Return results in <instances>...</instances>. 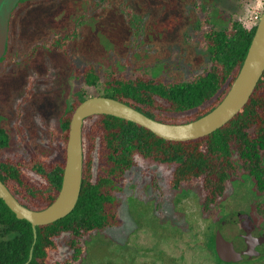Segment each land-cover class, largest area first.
<instances>
[{
  "label": "rangeland",
  "instance_id": "obj_1",
  "mask_svg": "<svg viewBox=\"0 0 264 264\" xmlns=\"http://www.w3.org/2000/svg\"><path fill=\"white\" fill-rule=\"evenodd\" d=\"M263 7L264 0H19L0 57L4 155L28 157L32 149L52 157L69 104L78 92L103 95L102 81L112 74L191 78L210 63L198 39L202 31L234 19L254 25ZM81 15L65 49L54 45L55 36L77 28ZM88 63L98 69L95 85L74 74ZM134 159L116 193L119 223L86 234L72 264H222L214 250L217 230L239 248L251 243L257 231L247 216L254 219L256 195L248 178L229 181L204 213L198 183L170 186L176 161ZM68 238L67 233L56 238L50 264L71 258ZM242 260L236 264H264V257Z\"/></svg>",
  "mask_w": 264,
  "mask_h": 264
},
{
  "label": "trees",
  "instance_id": "obj_2",
  "mask_svg": "<svg viewBox=\"0 0 264 264\" xmlns=\"http://www.w3.org/2000/svg\"><path fill=\"white\" fill-rule=\"evenodd\" d=\"M82 20L81 15L76 20L77 28L66 36H55L52 43L64 50L69 38L77 35ZM255 28L256 24L246 26L234 19L202 31L198 39L209 53L210 63L187 80L112 74L102 81L103 95L122 100L164 122L194 120L214 108L226 94L244 60ZM74 74L88 85H95L99 80L98 69L92 63L76 68ZM86 97L78 92L69 104L61 118L57 147L49 158L32 149L28 157L5 156L3 149L8 136L0 125V179L22 204L41 209L58 194L70 119L75 107ZM82 151V181L77 202L64 217L36 226L32 256L27 264H50V254L57 249L56 238L64 233L69 234L67 243L73 253L62 264H72L82 254L81 239L86 234L117 225L119 199L116 193L120 191L125 173L134 166L136 155L160 163L176 161L170 186L178 188L198 183L204 213L224 195L229 181L248 178L250 191L256 195L251 203L252 216L256 224H262L264 71L240 110L206 135L180 141L164 139L138 123L100 113L83 120ZM0 226V264H24L34 237L32 225L26 219L17 218L2 198ZM218 261L238 263L219 258Z\"/></svg>",
  "mask_w": 264,
  "mask_h": 264
},
{
  "label": "water",
  "instance_id": "obj_3",
  "mask_svg": "<svg viewBox=\"0 0 264 264\" xmlns=\"http://www.w3.org/2000/svg\"><path fill=\"white\" fill-rule=\"evenodd\" d=\"M18 1L0 0V57L6 51L9 18ZM263 71L264 7L244 60L229 89L220 102L204 115L191 121L172 123L152 118L114 97L92 95L82 100L75 107L70 119L61 186L55 199L50 204L41 209L30 208L22 204L0 179V198L16 214L17 218L26 219L32 225L34 237L28 260L24 264H27L32 256L36 239V226L64 217L74 208L77 202L82 181V124L86 117L105 113L138 123L164 139L180 141L197 138L222 126L240 110L248 101ZM254 230L257 233L254 234V238L250 240V245L245 249L236 246L232 240L226 239L217 230L214 237V250L217 257L224 262H237L242 259H252L264 253V246L260 245V240H264V227L254 228Z\"/></svg>",
  "mask_w": 264,
  "mask_h": 264
},
{
  "label": "flooded vegetation",
  "instance_id": "obj_4",
  "mask_svg": "<svg viewBox=\"0 0 264 264\" xmlns=\"http://www.w3.org/2000/svg\"><path fill=\"white\" fill-rule=\"evenodd\" d=\"M240 214H241V213L238 211L237 215H240ZM247 217H250L248 220L254 223V227L252 226V227H253L252 229H254V228H259V227H264V226H262L263 223H262V224H256L255 219H252V218H251V215H250V216H247ZM241 220H245V219H241ZM241 224H242V223H240L239 221L237 222V225H238L239 228L242 227ZM246 232H247V231H246ZM248 232H249V231H248ZM248 232H247V233H248ZM248 235H249L248 237L251 238L250 235H253V234L250 233V234H248ZM256 238L258 239V237H256ZM246 239H248V238H246ZM260 239H261V238H260ZM255 242H256V241H255ZM248 245H250V244L248 243ZM248 245H246V246L248 247ZM260 245L264 246V240H263V239H262V241L260 240ZM246 246L244 245L242 248L245 249ZM258 257H264V253H262V254L256 256V258H258ZM254 258H255V257H254Z\"/></svg>",
  "mask_w": 264,
  "mask_h": 264
},
{
  "label": "built area",
  "instance_id": "obj_5",
  "mask_svg": "<svg viewBox=\"0 0 264 264\" xmlns=\"http://www.w3.org/2000/svg\"><path fill=\"white\" fill-rule=\"evenodd\" d=\"M257 24V23H256Z\"/></svg>",
  "mask_w": 264,
  "mask_h": 264
}]
</instances>
